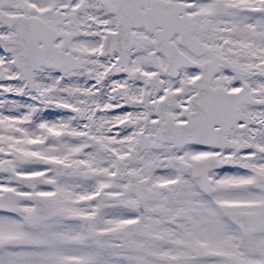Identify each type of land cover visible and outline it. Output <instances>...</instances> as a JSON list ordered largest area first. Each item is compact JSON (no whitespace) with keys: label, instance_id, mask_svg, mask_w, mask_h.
I'll return each instance as SVG.
<instances>
[{"label":"snow or ice","instance_id":"1","mask_svg":"<svg viewBox=\"0 0 264 264\" xmlns=\"http://www.w3.org/2000/svg\"><path fill=\"white\" fill-rule=\"evenodd\" d=\"M0 264H264V0H0Z\"/></svg>","mask_w":264,"mask_h":264}]
</instances>
